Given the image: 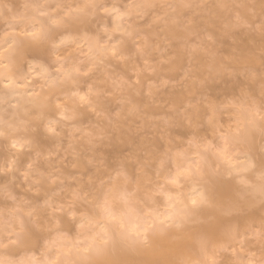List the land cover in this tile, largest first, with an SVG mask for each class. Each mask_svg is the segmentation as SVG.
I'll return each mask as SVG.
<instances>
[{"label":"clouds","instance_id":"obj_1","mask_svg":"<svg viewBox=\"0 0 264 264\" xmlns=\"http://www.w3.org/2000/svg\"><path fill=\"white\" fill-rule=\"evenodd\" d=\"M0 264H264V0H0Z\"/></svg>","mask_w":264,"mask_h":264}]
</instances>
